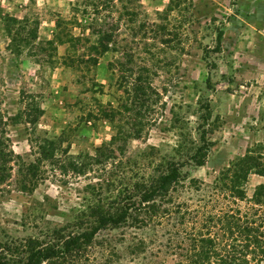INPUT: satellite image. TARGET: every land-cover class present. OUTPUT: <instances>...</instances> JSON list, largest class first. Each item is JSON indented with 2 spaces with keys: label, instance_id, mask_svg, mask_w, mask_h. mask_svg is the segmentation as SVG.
<instances>
[{
  "label": "rangeland",
  "instance_id": "obj_1",
  "mask_svg": "<svg viewBox=\"0 0 264 264\" xmlns=\"http://www.w3.org/2000/svg\"><path fill=\"white\" fill-rule=\"evenodd\" d=\"M84 4L0 0L1 112L15 154L0 184V259L23 264L32 250L62 248L134 203L118 228L38 264H196L218 216L264 194V0H109L99 16L113 35L97 65L81 61L86 40L71 50L75 64L63 60L70 43L17 54L4 14L28 17L38 41L57 40L90 32ZM74 15L79 23L57 27ZM202 126L211 144L196 165ZM46 139L56 142L50 159L40 155ZM175 164L182 178L139 204Z\"/></svg>",
  "mask_w": 264,
  "mask_h": 264
},
{
  "label": "trees",
  "instance_id": "obj_2",
  "mask_svg": "<svg viewBox=\"0 0 264 264\" xmlns=\"http://www.w3.org/2000/svg\"><path fill=\"white\" fill-rule=\"evenodd\" d=\"M109 0H85V9L92 7L88 17L87 29L88 34L81 32L80 34H74L72 32H66L55 35L57 40H40L38 41L37 28L30 24L28 17L18 18L16 16H10L4 14V20L9 25L8 32L12 36V40L17 48V54L24 47H30V51L33 56H38L42 51L45 44L52 45V48L56 50V43H70L67 47V53L63 60L65 63L75 64L77 59L71 54L72 48L82 41L86 40L89 44V53L87 58H82L81 61L85 63H92L97 65L100 56L105 50V40H112V32H107L103 26L102 17L100 13L103 7ZM87 7V8H86ZM77 7H75L76 9ZM78 9V8H77ZM66 22L79 23L77 15H74L72 19L67 21L59 18L57 27L62 26ZM112 31V29H111ZM224 31L219 29L217 34L218 45L221 43V39ZM91 37L95 40L91 41ZM20 41V42H19ZM209 81V79H208ZM143 90L142 84L139 85ZM144 94V93H142ZM138 97V95H136ZM203 107L206 112L202 114L204 123H207L211 118L210 101L207 100ZM33 114L29 120L31 123H36L38 116L42 114L43 110L35 104L33 106ZM202 143L197 146L195 153L193 154V161L196 165H203L205 156L209 153L211 142L207 138L206 129L202 126L200 134ZM8 138L5 136L4 119L1 112V96H0V184L4 183L11 175L12 166L14 161V152L9 148L7 143ZM46 143L40 144V155L43 159H50L55 154L54 140L46 139ZM182 165V164H181ZM261 175H264V170L258 169ZM182 172L180 165H173L169 171L164 174L159 183L152 188H147L140 192L139 204L149 202L156 199L158 196L166 195L171 189L172 185L178 182L182 178ZM264 187L263 184L259 185V188ZM243 197V196H242ZM254 206H251L244 213L240 211L232 214H225L222 217L218 216L217 222H220L219 231L214 235L204 233L200 239L198 247V256L195 261L196 264H264V194L263 192H255L252 197ZM133 203V202H132ZM130 204L123 205L115 213L101 214L96 224L89 230H84L68 240L62 248L59 246H48L46 248H38L32 250L28 256L26 262L23 264H38L44 260L55 258L64 253H69L71 250L80 244L91 243L97 234L107 227L118 228L127 221L130 216V211L134 207ZM229 237V240H222L221 237ZM0 264H9L7 260L0 259Z\"/></svg>",
  "mask_w": 264,
  "mask_h": 264
}]
</instances>
